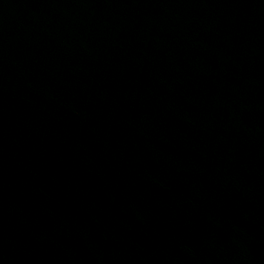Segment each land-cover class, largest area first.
<instances>
[{
	"label": "water",
	"instance_id": "95a60500",
	"mask_svg": "<svg viewBox=\"0 0 264 264\" xmlns=\"http://www.w3.org/2000/svg\"><path fill=\"white\" fill-rule=\"evenodd\" d=\"M0 264H264V0H0Z\"/></svg>",
	"mask_w": 264,
	"mask_h": 264
}]
</instances>
